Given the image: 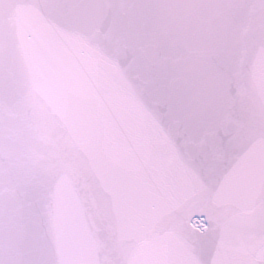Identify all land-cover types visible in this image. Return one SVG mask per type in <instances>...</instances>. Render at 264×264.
<instances>
[{
	"label": "snow or ice",
	"instance_id": "6c2138e0",
	"mask_svg": "<svg viewBox=\"0 0 264 264\" xmlns=\"http://www.w3.org/2000/svg\"><path fill=\"white\" fill-rule=\"evenodd\" d=\"M83 98L0 264H264V0H0V101Z\"/></svg>",
	"mask_w": 264,
	"mask_h": 264
},
{
	"label": "water",
	"instance_id": "95a60500",
	"mask_svg": "<svg viewBox=\"0 0 264 264\" xmlns=\"http://www.w3.org/2000/svg\"><path fill=\"white\" fill-rule=\"evenodd\" d=\"M84 100L70 88L30 84L0 101V208L23 212L53 141L75 137Z\"/></svg>",
	"mask_w": 264,
	"mask_h": 264
}]
</instances>
